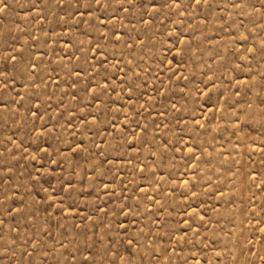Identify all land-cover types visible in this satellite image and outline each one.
Returning <instances> with one entry per match:
<instances>
[{
	"label": "rangeland",
	"instance_id": "374dc122",
	"mask_svg": "<svg viewBox=\"0 0 264 264\" xmlns=\"http://www.w3.org/2000/svg\"><path fill=\"white\" fill-rule=\"evenodd\" d=\"M0 264H264V0H0Z\"/></svg>",
	"mask_w": 264,
	"mask_h": 264
}]
</instances>
